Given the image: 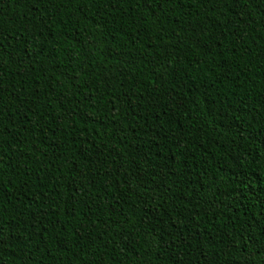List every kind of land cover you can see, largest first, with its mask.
Returning a JSON list of instances; mask_svg holds the SVG:
<instances>
[{
    "label": "trees",
    "instance_id": "1",
    "mask_svg": "<svg viewBox=\"0 0 264 264\" xmlns=\"http://www.w3.org/2000/svg\"><path fill=\"white\" fill-rule=\"evenodd\" d=\"M210 7L0 0V264H264V0Z\"/></svg>",
    "mask_w": 264,
    "mask_h": 264
},
{
    "label": "snow or ice",
    "instance_id": "2",
    "mask_svg": "<svg viewBox=\"0 0 264 264\" xmlns=\"http://www.w3.org/2000/svg\"><path fill=\"white\" fill-rule=\"evenodd\" d=\"M114 0H109V3H113ZM157 2V0H145V3H147L149 6H151L152 3ZM162 3H172L175 2L177 6L184 3V0H160ZM193 0H189V3H192ZM195 2L200 3L202 6H208L211 5L209 11H219L220 7L226 6L229 3L233 6V8L239 7V5L243 3H247V0H195ZM238 15V13H237ZM6 39L5 35L3 33H0V48H2L4 40ZM0 115H2V112H0ZM74 113H69L65 119H71ZM2 162V161H0ZM68 163H71V161H68ZM73 171H76L75 168L72 169ZM78 191V188H77ZM0 236H2V233H0Z\"/></svg>",
    "mask_w": 264,
    "mask_h": 264
}]
</instances>
